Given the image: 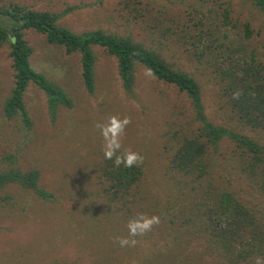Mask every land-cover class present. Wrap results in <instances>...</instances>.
I'll use <instances>...</instances> for the list:
<instances>
[{
  "label": "rangeland",
  "instance_id": "rangeland-1",
  "mask_svg": "<svg viewBox=\"0 0 264 264\" xmlns=\"http://www.w3.org/2000/svg\"><path fill=\"white\" fill-rule=\"evenodd\" d=\"M14 4L65 12L59 25L72 33L101 30L157 53L171 69L196 80L211 123L253 138L263 153L260 163L251 164L252 157L232 141L223 139L215 147L206 142L205 176L193 180L172 172L180 142L189 134L200 135L183 93L146 76L145 68L136 65L135 99L126 96L116 58L94 47L96 87L89 94L82 83L79 54L67 55L62 47L48 44L44 35L25 30L32 69L60 86L73 106L59 107L52 119L45 94L30 84L23 98L30 128L24 129L19 118L6 120L2 112L13 88V70L7 43L0 47V163L1 157L12 155L8 166L37 170L39 188L51 194V199H44L10 183L0 189V264H255L256 256L245 257L251 244L240 246L237 255L224 254L207 240L201 224L203 212L213 205L214 190L229 193L254 216L264 240V130L238 120L222 68L224 54L239 58L249 52L264 67V16L253 3L0 0V8ZM246 24L249 38L244 37ZM111 115L131 118L121 152L131 149L144 157L140 178L128 191L111 188L99 170L103 140L95 124ZM138 213L157 215L160 224L136 237L135 247L121 248L113 237L128 236L126 225ZM245 240L249 241L245 237L239 243ZM260 249L257 257L264 259V241Z\"/></svg>",
  "mask_w": 264,
  "mask_h": 264
},
{
  "label": "trees",
  "instance_id": "trees-1",
  "mask_svg": "<svg viewBox=\"0 0 264 264\" xmlns=\"http://www.w3.org/2000/svg\"><path fill=\"white\" fill-rule=\"evenodd\" d=\"M257 10L264 16V0H250ZM65 13V12H64ZM64 13L56 14L39 12L26 7L11 5L0 8V47L7 43L9 57L13 70V88L3 105V117L6 120L19 118L24 129L31 126L30 118L24 105V95L30 84L40 89L47 98V108L52 119L55 118L58 108H71V98L64 90L48 80L43 74L34 71L30 65L32 49L24 38L25 30H34L44 35L48 44L62 47L67 55L79 54L81 79L87 93L93 94L96 87L95 66L97 57L94 47L102 48L108 55L117 60L118 75L126 96L135 99L134 79L136 65L151 68L154 78L162 83L171 85L183 93L190 102L194 120L199 125L200 135L189 134L176 148L170 166L172 172L193 180L205 176L203 164V146L206 142L216 146L223 139L232 141L239 149L247 151L252 161L260 163L258 158L263 153L262 146L253 138L236 134L235 132L215 126L209 121L205 113L200 86L196 80L182 71L171 69L157 53L146 49L138 43L128 39L106 34L101 30L75 34L59 25ZM224 21L228 18V11L222 13ZM228 24V23H225ZM244 37H250L249 25L246 24ZM14 38V39H13ZM200 42V39H197ZM200 53V51H199ZM249 56H235L233 53L224 54L223 75L227 78V88L231 108L236 117L246 126L254 130H264V67L249 52ZM220 54V55H223ZM238 93V98L234 94ZM264 132V131H263ZM202 137L205 142H201ZM264 155V154H263ZM262 155V156H263ZM13 156H3L1 161L4 170H0V189L5 184H17L25 190L34 192L39 197L51 199V194L39 188V172L37 170L22 171L8 166ZM0 163V165H2ZM102 177L111 182V188L128 191L140 178L139 167H116L112 160H103L100 167ZM213 205L206 209L201 218L207 240L222 248L224 254L237 255L243 248L250 245V251L245 257L260 254V242L263 239L257 231L262 229L256 223L254 216L249 213L229 193L214 190ZM213 197V196H212ZM208 202V201H207ZM245 237L249 241L241 242ZM241 258V256H237ZM247 259V258H246Z\"/></svg>",
  "mask_w": 264,
  "mask_h": 264
},
{
  "label": "clouds",
  "instance_id": "clouds-1",
  "mask_svg": "<svg viewBox=\"0 0 264 264\" xmlns=\"http://www.w3.org/2000/svg\"><path fill=\"white\" fill-rule=\"evenodd\" d=\"M145 75L150 78L154 77L151 68L145 69ZM238 95V93L234 94V98H238ZM130 123L131 118L127 115H124L123 117L111 115L105 122H98L95 124V128L99 130L100 136L103 140L102 151L104 159L112 160L116 167H139L144 161L143 155L139 152L131 149L121 152L122 139L125 135V130ZM159 224V216H149L144 213H138L134 218L130 219L126 225L128 236H116L113 237V240L121 248L135 247L137 244L136 237L145 235L150 232L154 226ZM255 264H264V259L256 257Z\"/></svg>",
  "mask_w": 264,
  "mask_h": 264
}]
</instances>
